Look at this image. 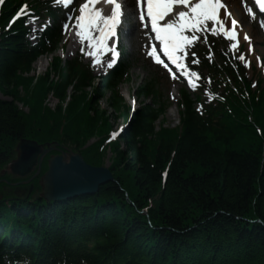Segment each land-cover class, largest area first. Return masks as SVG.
Masks as SVG:
<instances>
[{"label":"trees","instance_id":"trees-1","mask_svg":"<svg viewBox=\"0 0 264 264\" xmlns=\"http://www.w3.org/2000/svg\"><path fill=\"white\" fill-rule=\"evenodd\" d=\"M12 32L17 33L0 39V94L11 99L0 100V169L23 138L39 143L61 139L87 163L101 165L102 136L110 122L97 102L101 90L110 89L108 105L126 121L127 109L109 85L122 68L105 79L92 98L83 91L85 73L71 64L62 69L54 62L57 83H49L48 74L33 83L25 75L39 53L25 49L20 24ZM154 82L140 89L141 94H152V104L133 115L122 145L110 146L109 169L116 182L101 186L94 196L25 205L19 213L0 205V233L23 226L31 242L25 243L26 250L40 260L18 262L264 264L263 98L258 104L249 99L229 102L233 117L215 123L203 122L186 103L179 127L155 130L163 109ZM49 92L58 101L54 112L43 107ZM15 102L28 106V113ZM242 113L252 117L254 126L241 121ZM94 137L100 141L85 147ZM144 209L147 215L140 213ZM2 245L0 241V252Z\"/></svg>","mask_w":264,"mask_h":264},{"label":"rangeland","instance_id":"rangeland-1","mask_svg":"<svg viewBox=\"0 0 264 264\" xmlns=\"http://www.w3.org/2000/svg\"><path fill=\"white\" fill-rule=\"evenodd\" d=\"M56 1V0H53ZM236 1V0H235ZM72 14H75V11L69 10L68 13L65 15L64 19V25L67 26V30H64V38L63 41L66 40L65 45H59L57 51L54 53V55H60L63 60H68L72 57H75L81 53H84L83 60L85 62L88 61H95L92 59L93 55H90V53L93 52L92 46L89 43L88 39H85L83 42L81 39L77 38V35L73 32V26L72 22H69V18ZM130 23V21L128 22ZM33 29H37L36 24H32ZM222 44L226 47H228L226 44L222 42ZM83 46H85V50L82 51ZM146 43L145 40L142 44V47L139 48V45H137L136 49L133 50L132 47L129 48L128 44L124 45V58L123 60L128 62L129 64V71L127 73L128 80L124 81L122 84L119 85V92L123 96L126 104L128 106L132 105V100H136V104L134 105V108L137 109L142 103V98L138 97V95L135 93L136 89L141 85L143 81H145L146 78L150 77V74H153L156 72V68L150 64V60L148 56L146 55ZM142 50V53L141 51ZM145 50V51H143ZM241 55L246 57L241 60L239 59L245 68L247 69V76L248 79L254 82V75H252V69H255L257 72H261L264 75V41L261 40V43L255 46V48L252 51H248L247 47L244 46L241 50ZM51 59V56H43L38 58L37 62L34 63V73H36V76H42L45 70L48 68L49 60ZM149 60V61H148ZM97 61V59H96ZM108 59L103 60L99 66H95V71L98 70L97 74H100L104 72L106 69H108ZM164 75V74H163ZM161 83H164L163 89L164 93L171 98V103L169 104V107L166 111L165 115V127H174L177 124L178 121V111H177V99L178 97V90L183 86L181 84V81L179 80H172L168 81L164 75L160 76ZM108 93L100 100V108H106V98L108 97ZM6 98L0 94V100H5ZM47 105L52 108L54 105V100L50 97L46 101ZM18 106V105H17ZM16 106V107H17ZM21 106V105H19ZM23 110L27 112L26 106H24ZM105 110V109H104ZM110 112L109 110L107 111ZM111 128L114 131H116L119 127L125 128V122H123L121 119H115L114 116L111 117ZM94 141V140H93ZM70 146V145H69ZM14 148L10 149L9 153L16 154ZM102 162L100 161L101 165L99 167H109L110 166V155L104 156L102 158ZM163 177V176H162ZM88 196H91L88 194ZM5 197V196H3ZM20 224L14 225L13 227V233H16L21 227ZM5 233L7 231H4L3 233H0V241H2ZM21 235V233H18ZM12 235V234H11ZM19 235V237H20ZM18 241V240H16Z\"/></svg>","mask_w":264,"mask_h":264},{"label":"snow or ice","instance_id":"snow-or-ice-1","mask_svg":"<svg viewBox=\"0 0 264 264\" xmlns=\"http://www.w3.org/2000/svg\"><path fill=\"white\" fill-rule=\"evenodd\" d=\"M2 2V0H0ZM63 2L65 5L69 0H57V3ZM111 2V0H110ZM260 3L261 11H264V0H257ZM137 3H140V0H137ZM174 3H180L183 5H188V0H147V16L151 21V30L156 34V39L159 40L160 44L163 46V53L167 58L172 61L178 68L183 66L180 63V57L177 55L178 52L182 51L184 43L188 40V37L183 35V32L187 28H192L199 30V25L205 21L217 20V10L220 7H223L219 3V0H200L199 3H196L191 7V16L186 19L188 16L184 11L178 13L179 21L167 23L166 26H158V21L163 19L164 16L171 11ZM120 4H115V9L112 12L111 17L105 18L101 15L99 11L88 9V4H85L81 7V15L78 19V27L80 31L76 33L83 42L85 39H88L90 44L93 47L103 50L104 42L110 37L115 36V28L119 24V17L122 15L120 12ZM141 21L144 20V14L141 13ZM232 24L235 25L236 21L233 20ZM261 26L264 27V22L261 23ZM67 27V26H65ZM94 29L100 33L99 40H95V37L91 35L90 30ZM230 36L231 39L236 38V33H226ZM244 39H248L244 37ZM95 41V43H93ZM155 57V50L149 53ZM90 55H95V53H90ZM115 55H118L115 54ZM241 60L244 59L243 56L240 57ZM99 61H95L98 63ZM155 62L157 64H162L163 62L156 58ZM108 67H112V63L108 64ZM165 67H167L165 65Z\"/></svg>","mask_w":264,"mask_h":264},{"label":"water","instance_id":"water-1","mask_svg":"<svg viewBox=\"0 0 264 264\" xmlns=\"http://www.w3.org/2000/svg\"><path fill=\"white\" fill-rule=\"evenodd\" d=\"M18 160L11 166L13 173L24 176L48 152H42L34 142L22 140L18 146ZM26 168V169H25ZM43 197L47 202L72 199L95 194L99 187L112 182L110 172L104 168H92L78 155L57 156L49 160V170L43 176Z\"/></svg>","mask_w":264,"mask_h":264},{"label":"bare ground","instance_id":"bare-ground-1","mask_svg":"<svg viewBox=\"0 0 264 264\" xmlns=\"http://www.w3.org/2000/svg\"><path fill=\"white\" fill-rule=\"evenodd\" d=\"M230 1V0H228ZM231 4V2H230ZM100 6V5H99ZM228 6H229V2H228ZM232 8H233V11L232 13L233 14H238V12L236 13L234 10L238 11V8L235 7L231 4ZM103 10L105 9L104 7H102ZM220 20L223 21V27L226 28V30H229V31H232V32H238L239 34V38L240 39H244L245 37V31H247V26H245V24L243 23V21L240 22L239 25L235 26V27H232V24L230 23L231 21V18L229 20H227L226 18V14L225 12L223 13V15L221 16ZM91 32V35L93 37H95V40H99V37H100V34H98L97 31H95L94 29L90 30ZM227 44L229 43V41H225ZM256 42L257 43H260L261 42V39H256ZM90 43V42H89ZM93 43H95V41H93ZM92 46V44H91ZM233 60H236L235 58ZM115 119H121L123 120V118L119 115L117 116ZM240 119L241 121L245 122L247 125H251V126H254V121L252 119V117L250 115H248L247 113H242V116H240ZM210 121H212V118L209 119ZM258 136H261V134L257 133ZM26 169V168H25ZM261 224V222H260ZM9 238H6L5 241H7Z\"/></svg>","mask_w":264,"mask_h":264}]
</instances>
